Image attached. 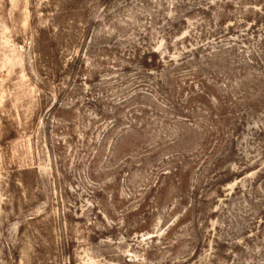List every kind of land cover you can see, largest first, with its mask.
Listing matches in <instances>:
<instances>
[{"label":"rangeland","instance_id":"rangeland-1","mask_svg":"<svg viewBox=\"0 0 264 264\" xmlns=\"http://www.w3.org/2000/svg\"><path fill=\"white\" fill-rule=\"evenodd\" d=\"M205 1L206 20L193 10ZM221 1L0 0V264H264V110L237 136L245 172L229 167L224 185L191 159L201 132L165 107L160 75L135 96L128 66L140 47L185 58L168 86L185 100L231 47L223 82L240 93L237 64L264 68V2L231 0L222 22ZM133 95L123 113L149 109L147 126L122 135L112 115Z\"/></svg>","mask_w":264,"mask_h":264},{"label":"trees","instance_id":"trees-1","mask_svg":"<svg viewBox=\"0 0 264 264\" xmlns=\"http://www.w3.org/2000/svg\"><path fill=\"white\" fill-rule=\"evenodd\" d=\"M232 2L233 1L231 0L221 1V7L223 8L222 10L224 13L219 14L218 18H220L222 22L233 20L231 12L236 9V6L235 4L233 5ZM252 2L261 5L264 0H254ZM212 7L211 2L206 3L205 1L202 5H196L193 10L202 13L203 19L206 20L207 16L211 15L210 10ZM185 22V19L181 21L184 25ZM175 26L177 27V24L174 25V28ZM169 35L172 37L173 33H170ZM208 35L216 41H218V39L221 40L222 37H224V34L216 35V33H209ZM186 39H188V37H186ZM166 43H170L169 52H172V43L167 39ZM146 49V51H142L143 48H138L137 51L132 53V58H129L128 66L130 69L135 68L140 74V86L137 87L140 91H138V94L134 95H144V93L149 95L148 88L151 87L153 90L154 85H150V83L146 81L142 82V80H149L155 75H160V77L156 79L155 85L158 88L157 93L167 102L165 107H167L170 110V113L176 116L177 119L187 122L188 125L195 127L196 131L201 132L202 137L199 146L194 152H190L192 155L191 159L196 164L201 161H205V163L210 161L211 168L209 171L212 173V178L216 181L224 179L222 181L224 185L232 183L234 181L233 178L238 179L239 175L233 173L231 168L229 170V167L239 165L241 170L242 168H246V166L242 165L243 159H246L243 151L240 152V157L237 155L238 149L236 148V140L238 134L247 127V118L250 116V113H263L264 81L261 79L264 78V68L260 69L262 73H251L247 76L246 71L252 67L254 61L243 62L241 65L237 64V70L240 71L239 79L244 90L240 93L233 92L232 89H228L226 85L227 83L225 84L223 82V78L226 82L232 81L233 78H235V73L234 70H231L230 68L231 66L228 58L222 59V57H229L235 50L233 51L231 47L217 49V52L214 51L209 59L211 65L217 68L214 69L216 71L214 72L212 83L206 80L200 81L198 89H196V87H190L191 91L188 93L187 99L178 100L172 94V90H170L171 87L168 88V86L174 81L173 76L177 71L179 69L182 70V67L185 64V58H182L178 63H175L171 58L161 56L160 53L153 49ZM184 56H186V54H184ZM196 58L198 57L196 56ZM167 65L171 67L172 73L162 76ZM256 65L261 67L259 63ZM143 87H146L147 91H144ZM173 91L176 93L175 90ZM150 93H152V91ZM134 95L130 99L118 103L115 106V113L112 115L113 120H115L112 128L122 125L118 129L122 135L145 130L147 126L144 119L148 115L149 109H146V111L136 109L132 116L129 115L131 116L130 118L123 113L124 110L127 111L130 108V104L135 101L136 98H134ZM142 115L145 117L142 118ZM105 118L111 120L109 117ZM124 122L125 125H123ZM123 130L128 131L123 132ZM259 131H261V133L258 135L262 136L263 133L260 128ZM174 143L175 141L172 142V144ZM261 150L262 158H264V148ZM223 165H226V167L223 168ZM245 170L246 169H243L241 172L243 173ZM176 172H179V170H176ZM180 172H182V170ZM207 172L208 169L206 170V174ZM230 173L234 176L232 175L233 177H230ZM201 174H205V171ZM162 176H166V174H162ZM242 176L243 175L240 177ZM197 204L200 205L201 202H198ZM199 220L197 219L196 224L199 223Z\"/></svg>","mask_w":264,"mask_h":264}]
</instances>
